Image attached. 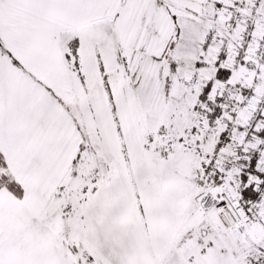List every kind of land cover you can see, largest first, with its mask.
<instances>
[{
	"label": "snow or ice",
	"instance_id": "1",
	"mask_svg": "<svg viewBox=\"0 0 264 264\" xmlns=\"http://www.w3.org/2000/svg\"><path fill=\"white\" fill-rule=\"evenodd\" d=\"M0 264H264V0H0Z\"/></svg>",
	"mask_w": 264,
	"mask_h": 264
}]
</instances>
